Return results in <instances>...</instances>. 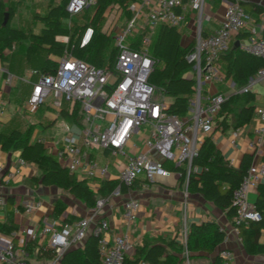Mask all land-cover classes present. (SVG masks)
Returning a JSON list of instances; mask_svg holds the SVG:
<instances>
[{"label":"built area","instance_id":"built-area-1","mask_svg":"<svg viewBox=\"0 0 264 264\" xmlns=\"http://www.w3.org/2000/svg\"><path fill=\"white\" fill-rule=\"evenodd\" d=\"M95 0H68L66 11L71 16L80 14L84 9L94 6ZM205 0H157L145 15L144 25H140L141 7L130 4L131 17L114 32L115 62L110 68L95 67L85 61L69 55L66 51L50 72L28 70L17 79L31 87L25 103L30 113H36L41 106H48L60 111L64 103L72 110L79 104L83 116V126L77 131L69 125L64 126L63 135L56 144L55 156L62 162L69 173L86 172L88 176L101 178L108 172L107 165H98L92 158L91 151L100 150L127 159L118 175V184L113 194H119L121 186L130 189L143 177L146 181L166 177L172 172L166 164L180 167L189 174L197 171L192 160L197 157L205 137L221 121L219 113L228 98L223 93L203 96L205 84L217 78L219 57L227 53L234 37L253 24V17L233 0L224 10L218 28L211 34H201V24L208 20L204 15ZM149 4L143 0L142 6ZM186 7L197 13L198 29L194 46L186 56L192 63L190 77L195 80L194 95L188 102L187 114L179 117L165 112L164 96L161 91L149 83L154 60L149 56L151 34L161 24L177 29L187 25ZM264 18V14H263ZM147 28L140 39L139 49H133L129 41L141 29ZM254 36L241 45V50L264 61V37ZM92 30L86 29L81 45L86 44ZM66 43L67 38H58ZM13 76L6 77L11 84ZM255 82H264V68L248 79L241 92L249 91ZM255 114L264 124V109L256 108ZM143 133V149L133 155L127 152V143L133 135ZM264 126L254 130V139L249 142L252 148L259 147L263 141L261 134ZM239 133L235 128L231 132V143ZM155 154V155H154ZM20 164L24 160L19 159ZM12 177V174H7ZM264 180V165L251 164L239 186L232 192L233 230L238 233L241 226L260 220V213L249 200V193L257 189ZM186 184V181H185ZM104 199H98L90 208L86 217L71 223L57 224L44 222L36 229H25L15 248L12 240H0V263L3 264H58L69 249L82 246L89 234L98 237L99 264H123L130 242L126 236H115L110 241L106 238L108 223L100 217ZM4 199L0 197V207ZM37 202L36 206H39ZM139 201L127 198L122 204L123 218L132 223L137 218ZM26 205L25 212L34 209ZM41 236L45 239V248L54 253L51 260L33 263L24 250L27 241H36ZM187 231H183L180 241L185 245ZM225 240V237H224ZM218 264H235L231 250L222 248L217 254ZM137 264H149L139 261ZM188 264V261H186Z\"/></svg>","mask_w":264,"mask_h":264},{"label":"trees","instance_id":"trees-1","mask_svg":"<svg viewBox=\"0 0 264 264\" xmlns=\"http://www.w3.org/2000/svg\"><path fill=\"white\" fill-rule=\"evenodd\" d=\"M95 1L94 6L88 7L80 13L87 12L85 16L87 21L80 25L75 23V16H71L66 11L68 0H58L55 5H48L43 13L34 14L33 19L40 24V31L38 34H33L11 27L13 9L8 5V2L0 0V61H8L4 54L5 50L11 51L14 44L28 41L24 56L26 62L31 64L34 70L52 71L58 60L64 56L65 51L95 67H112L116 57L112 27L116 25L118 16L124 15L127 20L131 17L129 6L137 0ZM113 10L116 11L115 18L105 30V20ZM255 11L258 14L263 12L258 7L255 8ZM5 13L8 14L9 20L5 26H2ZM88 28L92 30L90 40L81 45V38ZM145 32H147V28L143 29L141 34H137L132 41H129V45L133 49H139L141 36ZM58 38H67V42L64 43ZM193 46L194 40L182 45L179 29L165 24L156 27L151 34L149 56L154 60V66L149 76V83L160 90L162 96L171 98L165 112L179 117L187 114L188 102L195 91V80L187 76L193 65L186 59ZM220 58L226 62V77L230 78L238 88L245 87L248 79L258 70L264 68L263 60L243 52L239 47L231 48ZM241 95L244 99L242 104H239L241 96L237 95L228 97L223 103L219 113V117L223 118L218 122V125L223 129L227 128V117H230V124L235 128L250 120L254 107L246 105L254 100V94L246 91ZM69 109V105L64 103L59 111V116L68 125L82 128L83 116L79 104H75L72 110ZM35 129V125H28L24 131L14 128L8 134L0 133L1 151H19L22 157L27 158L41 171L39 177L31 179L32 182L45 187L53 186L62 189L89 209L95 205L98 199L97 195L105 197L113 192L118 181L104 180L95 193L89 188L86 180L77 179L52 156L48 155L42 142L31 143L30 139ZM252 159L251 155H244L239 167L230 166L214 147L210 134H208L197 157L192 160V165L197 167V171L186 174L182 168L173 164L165 166L169 170L179 173L181 184L186 181L187 192L201 194L206 201L225 212L228 218H232L234 215L231 201L232 192L239 186ZM262 159L264 160V152ZM120 189L122 192L128 190L124 186H121ZM257 191L258 195L254 204L260 213V220L250 223L248 227L241 226L238 230L243 250L249 255L264 254V243L259 241L261 232L264 231V185H259ZM10 205L12 204L7 201V211ZM63 208L64 204L57 202L52 215L57 216ZM76 220H78L76 217L70 216L65 219V222L71 223ZM16 229L17 226L12 222L10 214L7 213V221L0 225V233L9 234ZM224 237V232L215 222L192 225L187 234L185 245L179 244L175 240L164 243L160 239L158 243H145L142 248L138 249L137 257L134 260L125 257L123 264H137L139 261L149 264H185L186 261L188 264H218L217 256L212 262L201 263V261L208 260V255L212 254L223 242ZM24 250L29 258L36 261H47L54 257L52 250L35 241H27ZM99 260L98 237L89 234L82 246L71 248L64 253L59 264H99Z\"/></svg>","mask_w":264,"mask_h":264},{"label":"crops","instance_id":"crops-1","mask_svg":"<svg viewBox=\"0 0 264 264\" xmlns=\"http://www.w3.org/2000/svg\"><path fill=\"white\" fill-rule=\"evenodd\" d=\"M3 1L6 2V0ZM230 2L232 0H205L203 12L209 19L204 20L201 24V34L203 36L213 33L218 28L223 18L224 10ZM237 2L254 19L253 24L234 37L231 48L239 47L241 49V45L254 36L251 29L255 30L257 36L264 37V0H237ZM142 3L143 0L135 2L137 6L141 7L140 25L143 26L147 11L156 5L157 0H149V4L146 6H142ZM256 7L261 8L263 12L258 14L255 11ZM115 12L109 23L104 27L105 30L115 18ZM184 13L187 25L179 28L182 45L194 40L198 29L197 13L188 7H186ZM126 21L127 19L124 15L118 16L116 25L112 27V37H114L117 27L124 25ZM24 31L38 34L40 24L38 23L35 27H28ZM142 32L143 29H141L140 33ZM27 44L28 41L14 44L11 51H4L8 61H0V133L8 134L14 128L24 131L28 125H35L36 129L31 136L30 142H42L45 152L64 167L54 153L57 144L55 137L53 135L42 136L41 131L46 127L40 128L39 125L41 124L38 117H33L28 121L27 118H24L25 115L29 116L30 113L25 108V103L31 87L17 78L28 70H34V67L26 62L24 56ZM15 61L18 64L16 68L14 66ZM218 67L217 78L204 85L203 96L216 93H223L227 97L237 95L241 96L239 103H244L241 95L242 88H238L225 75L226 62L223 58L219 59ZM8 75L13 76L10 85L5 81ZM187 76L190 77L189 73ZM249 92L254 94V100L246 106H253L254 111L247 123L236 127L239 129V133L234 143H231V132L235 127L230 124V117L226 118V129L218 125L209 133L214 147L228 161L229 165L234 168L239 167L244 155L253 157L251 164L264 165V160L262 159L264 132L261 134L263 141L261 146L255 148L249 146V142L255 137L254 130L264 126L255 114L256 108L264 109V82L253 83L249 88ZM40 108H44L41 117L48 120L47 124L49 126H54L59 120L63 123V127H60L63 132L64 126L68 124L59 116V111L53 110L48 106H41ZM40 108L34 113V116L37 115ZM69 126L74 131L80 128L76 125ZM135 136H141L142 138L139 141H133L131 137L126 146L130 155L143 149L144 134L141 132ZM91 156L98 165H107L108 172H106L105 176L102 178L98 175L88 176L86 172H75L73 175L79 180H86L89 188L97 193L101 182L104 180L118 181L120 170L127 159L100 150L91 151ZM19 159L24 160V163L20 164ZM40 172L33 163L24 156L22 157L19 151L0 150V197L4 199V205L0 207V225L7 221V213H9L12 222L17 226V229L9 234L0 233V240H12L15 248L19 246V238L24 236L22 234L23 230L36 229L38 226L43 225L44 222L51 223L55 221L57 224L62 225L67 223L65 222L67 217L74 216L80 219L86 217L90 210L81 201L62 189L53 186L45 187L32 182L31 179L39 177ZM9 173L12 174L10 178L7 177ZM259 185H264V180ZM257 195V189L251 191L248 195L249 200L254 203ZM129 197L136 198L140 203L137 218L132 223L127 222L122 216V204ZM97 198L105 200L104 206L100 210V217L108 223V230L105 235L107 240L110 241L115 236H126L130 242V247L126 252V258L129 260H134L137 257L138 249L142 248L145 243H158L160 239L164 243L175 240L182 244L180 236L184 230L188 234L192 225L215 222L224 232L225 240L217 246L212 254L208 255L207 261H201V263L212 262L222 248H227L231 250L235 264H264V254L249 255L243 250L238 233L233 230L232 218H228L225 212L206 201L201 194L187 192L186 184L179 182V173L176 171L170 172L166 177L156 178L152 181H146L143 177H140L134 186L125 192L121 191L119 194L111 193L105 197L97 195ZM7 201L12 204L8 211ZM37 202H40L39 206H36ZM57 202L63 203L64 208L57 216H53V210ZM26 205L35 207L31 212L26 213L24 211ZM259 241L264 243V231L261 232ZM35 242L44 245V247L46 246L45 239L41 236ZM29 259L33 263L45 261Z\"/></svg>","mask_w":264,"mask_h":264},{"label":"rangeland","instance_id":"rangeland-1","mask_svg":"<svg viewBox=\"0 0 264 264\" xmlns=\"http://www.w3.org/2000/svg\"><path fill=\"white\" fill-rule=\"evenodd\" d=\"M6 2H8V5L13 9V16L11 20L12 27H16L22 30H27L28 27L31 26L35 27L38 25V22L33 19V15L35 13L37 14L43 13L44 9L48 5H55L56 3H58V0H6ZM86 13L87 12L85 11L82 14H79L78 16L74 17L75 23L77 25L83 24L84 22L87 21V18H85ZM113 14H114V10L109 13L107 19L105 20L104 27H106V25L109 23ZM17 65H18L17 61H15L14 62L15 68ZM163 101L165 105H168L171 102V98L164 96ZM43 112H44V108H40L36 116H34L35 115L34 113L31 114L29 113V116L25 115L24 118H27L28 121L31 120L33 117L34 118L38 117V120L41 124V126L39 125L40 128L42 129L46 127L41 131L42 136L47 137L53 135L56 139V143H58V139L60 140L63 135V132L60 129L63 123H61V121L59 120L58 122H56L54 126H49V124H47L48 120L45 119L44 117H41ZM141 138H142L141 136H135V135L132 136L133 141H139Z\"/></svg>","mask_w":264,"mask_h":264},{"label":"water","instance_id":"water-1","mask_svg":"<svg viewBox=\"0 0 264 264\" xmlns=\"http://www.w3.org/2000/svg\"><path fill=\"white\" fill-rule=\"evenodd\" d=\"M8 20H9L8 14L5 13L4 14V18H3V22H2V26H5L8 23Z\"/></svg>","mask_w":264,"mask_h":264}]
</instances>
